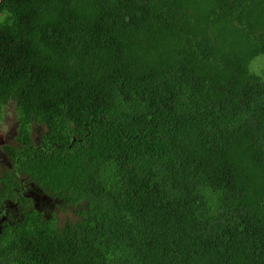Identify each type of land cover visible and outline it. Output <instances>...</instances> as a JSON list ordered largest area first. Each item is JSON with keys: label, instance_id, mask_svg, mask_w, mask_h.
I'll use <instances>...</instances> for the list:
<instances>
[{"label": "trees", "instance_id": "1", "mask_svg": "<svg viewBox=\"0 0 264 264\" xmlns=\"http://www.w3.org/2000/svg\"><path fill=\"white\" fill-rule=\"evenodd\" d=\"M264 0H0L31 205L2 264H264ZM13 170L0 189L13 188Z\"/></svg>", "mask_w": 264, "mask_h": 264}, {"label": "flooded vegetation", "instance_id": "2", "mask_svg": "<svg viewBox=\"0 0 264 264\" xmlns=\"http://www.w3.org/2000/svg\"><path fill=\"white\" fill-rule=\"evenodd\" d=\"M14 132L15 131H13V134L12 131L8 132V138H10V140L3 135L4 133L0 134V174L5 172L6 168H9L13 170L14 181L13 188L9 191L2 192L0 189V234H2L6 223L14 224L17 221H23L26 215L32 211L31 205L37 210H40L41 214L45 216H50L53 213L56 215L53 209L47 212L41 207V201H43L41 197L43 196L46 198V194H43V191L39 187H36L29 178L18 176L19 183H15L16 175L12 159L3 146L4 144H17V134H14ZM48 198L57 200V198L54 197L48 196Z\"/></svg>", "mask_w": 264, "mask_h": 264}, {"label": "rangeland", "instance_id": "3", "mask_svg": "<svg viewBox=\"0 0 264 264\" xmlns=\"http://www.w3.org/2000/svg\"><path fill=\"white\" fill-rule=\"evenodd\" d=\"M259 58L261 59H257L254 62V67L257 70L264 69V55L260 56ZM14 107L15 106L13 102L7 105L5 110L7 114L5 115L4 120L1 122L2 125L0 127V134L4 133L3 135L6 136V138H8V132L12 131L13 134V131H15L14 134H16V119L13 115V110H15ZM8 140H10V138H8ZM41 198H43V201H41V207L47 212L53 209V211L56 213L59 225L62 226L64 225L65 221H74L76 218H78V215L76 216L71 206L67 209H62L60 207L61 202L59 200H53L48 197L44 198L43 196Z\"/></svg>", "mask_w": 264, "mask_h": 264}, {"label": "water", "instance_id": "4", "mask_svg": "<svg viewBox=\"0 0 264 264\" xmlns=\"http://www.w3.org/2000/svg\"><path fill=\"white\" fill-rule=\"evenodd\" d=\"M45 197H48L47 195H45Z\"/></svg>", "mask_w": 264, "mask_h": 264}]
</instances>
